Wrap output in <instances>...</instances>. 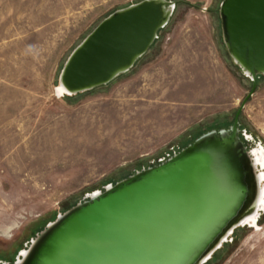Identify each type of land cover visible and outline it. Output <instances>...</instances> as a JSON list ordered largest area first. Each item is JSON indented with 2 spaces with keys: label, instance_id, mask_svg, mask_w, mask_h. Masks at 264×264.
Returning <instances> with one entry per match:
<instances>
[{
  "label": "rangeland",
  "instance_id": "obj_1",
  "mask_svg": "<svg viewBox=\"0 0 264 264\" xmlns=\"http://www.w3.org/2000/svg\"><path fill=\"white\" fill-rule=\"evenodd\" d=\"M139 1L0 0V264H14L91 192L227 129L250 91L222 39V0H169L168 24L128 72L57 96L70 52L110 13ZM238 128L246 149H264V74ZM205 264H264V213L257 227L235 228Z\"/></svg>",
  "mask_w": 264,
  "mask_h": 264
},
{
  "label": "water",
  "instance_id": "obj_2",
  "mask_svg": "<svg viewBox=\"0 0 264 264\" xmlns=\"http://www.w3.org/2000/svg\"><path fill=\"white\" fill-rule=\"evenodd\" d=\"M174 10L169 0H141L102 19L60 70L66 96L128 72ZM219 17L232 61L252 82L232 125L91 192L50 222L14 264H204L255 212L260 164L254 166L253 149L240 140L238 125L256 77L264 74V0H222Z\"/></svg>",
  "mask_w": 264,
  "mask_h": 264
},
{
  "label": "bare ground",
  "instance_id": "obj_3",
  "mask_svg": "<svg viewBox=\"0 0 264 264\" xmlns=\"http://www.w3.org/2000/svg\"><path fill=\"white\" fill-rule=\"evenodd\" d=\"M55 89H56L55 92L57 93L56 94L57 96L64 97V96L67 95L66 92L62 89V87L59 84H58V86ZM251 155L254 158V163H255L254 166L256 164H258V166H259V164H260V168L257 167V171H258L257 179H258V181L260 183V189L257 191V196L255 198V201L253 202L254 203L255 212L246 215V217L243 219V222L240 225L241 227H248V228L257 227L258 219L264 213V207H263L264 206L263 205V203H264V149H263V147L262 148H254L252 150V152H251ZM227 235L228 234H226L223 238H225ZM230 236H227L226 240L224 242L220 241L221 244H220V247L218 249H220L223 246L224 243L228 242V239H229ZM32 239H34V238H32ZM26 250H27V247L22 249V250H20L21 252L18 255V259L19 260L21 259L22 255L25 256L27 254ZM213 254L211 255V257L213 256ZM207 262H208V260L205 263H207Z\"/></svg>",
  "mask_w": 264,
  "mask_h": 264
},
{
  "label": "built area",
  "instance_id": "obj_4",
  "mask_svg": "<svg viewBox=\"0 0 264 264\" xmlns=\"http://www.w3.org/2000/svg\"><path fill=\"white\" fill-rule=\"evenodd\" d=\"M168 157H169V156H168ZM168 157H167V158H168ZM167 158H162V159H160V160H159V163L165 161Z\"/></svg>",
  "mask_w": 264,
  "mask_h": 264
},
{
  "label": "flooded vegetation",
  "instance_id": "obj_5",
  "mask_svg": "<svg viewBox=\"0 0 264 264\" xmlns=\"http://www.w3.org/2000/svg\"><path fill=\"white\" fill-rule=\"evenodd\" d=\"M257 173H258V171H257Z\"/></svg>",
  "mask_w": 264,
  "mask_h": 264
}]
</instances>
